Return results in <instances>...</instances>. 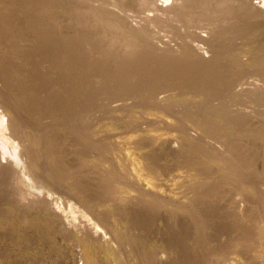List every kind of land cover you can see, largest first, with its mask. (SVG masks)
<instances>
[{"label":"rangeland","instance_id":"obj_1","mask_svg":"<svg viewBox=\"0 0 264 264\" xmlns=\"http://www.w3.org/2000/svg\"><path fill=\"white\" fill-rule=\"evenodd\" d=\"M148 1L14 0L16 8L1 10L0 60L1 64L5 65L0 67V80L23 76L25 82L23 87H20L21 92L16 94L17 107L24 106L26 96L29 98V105L25 110L35 111L39 107L38 116L48 123V127L51 125L48 128L49 135L61 141L58 146L49 141L48 147L51 145L54 149L55 146L54 150H58L56 152L59 155H65L60 159L67 167L76 166L79 156L92 158L97 155V150L90 151L84 144L88 142L84 136H89L90 127H93L91 133L92 136L95 135L94 141L108 146L109 150L104 154L107 159L105 156L104 158L110 163L111 169L115 166L114 171L118 166L116 163L119 164L126 158L125 153L133 155L135 160L148 156L153 167L140 173V176L137 174L139 183L144 184L137 187L141 188L143 194L165 202L171 201L172 198L175 203H180L182 195L186 193L185 186L191 187L189 182L195 174L199 177V173L207 174L216 178L222 166L226 168L233 161H241L250 155L251 163L244 168L246 170L236 172V176L242 173L249 180L251 175L263 173L264 38H260L263 32L260 30V23L250 22L241 8L232 7L233 11H225L218 6L209 8L208 4L202 3L197 7L189 6L176 14H161L154 10ZM157 1L170 5L172 0ZM240 26L249 27L248 33L239 32ZM13 37L14 45L12 42L9 44ZM255 41L262 43L260 45L263 51L259 50V54L251 50ZM213 55L218 61L208 68L210 70L201 69L194 72L190 69L185 73L188 79L185 78L186 80L176 84V76L183 66L190 68L194 58L206 59ZM130 57H133V66L126 72ZM51 62H54L52 66L47 67ZM93 62H97L98 66L92 73H87L88 65ZM73 69L75 75L71 78L69 74ZM194 73H197V76ZM119 74L123 75L116 79ZM71 80L79 82L84 94L77 103L69 105L68 109L64 106L73 99L67 92ZM206 81L209 82L205 83ZM149 87L153 89L148 94ZM195 91L198 93L195 94ZM51 94L59 98L57 104L47 102L50 106L40 112L45 99ZM91 104L95 105L93 111ZM77 108L80 114H77ZM59 129H63L62 132ZM80 136L83 137L77 145ZM0 138L1 144L5 141L3 147H6V153H3L5 149L2 147L0 154L10 160L14 157L12 153L18 151L17 141L15 137L12 139V136L3 137L2 132ZM38 141L40 143V140ZM48 147L44 145V141L38 146V158L35 159L38 168L25 172L27 185L22 186L26 194L14 208L17 207L21 214L26 215L21 216V220L24 219L25 224L31 226L30 229L35 226L32 224L34 221L47 223L56 241V248L69 263L78 254L77 264H155L156 255L160 254L162 249L153 247L152 243L159 240V237L167 241L172 236L176 243V257L167 264H226L222 255L233 247L237 235L241 245L249 241L246 243L249 247L242 245L243 248L238 253L250 261L254 246L251 247L250 236L241 234V238L237 234V226L242 225L243 221L245 223L251 214H245L246 220L243 214L241 215L244 217L237 215L239 218L236 217L235 221L239 224L234 222L236 226L229 222L230 226H226L231 234L228 233L225 239H220L217 231L220 225H225L222 223L224 216H236L230 207L224 210L218 208V211H211L205 205L202 208L203 214L209 219L208 226L214 230L213 233H216L220 241L217 242L219 249L214 253L215 257L207 255V260L201 259V255L198 256L201 245L191 244L193 240L189 220L179 214L177 223V220L167 218L166 212H163L161 215L166 218L163 217V220L159 221L158 212L154 215L150 213L153 203L150 205L147 202L145 210H138L136 213L134 210V213L125 212L122 203L114 202V199L108 206L107 203L102 206L108 207L104 213L101 210H95V213L88 206H83L84 203L76 201H70L73 206L69 207L68 195L57 187L61 184L54 179V172L50 170L53 165L56 167V164L52 163L54 159L44 158L49 151ZM110 158L114 162H111ZM47 162L49 166L46 165ZM186 162L191 163L187 172L180 167ZM92 168L86 166L84 169L85 183H95L99 179L95 178L98 176L93 177ZM124 173L129 174L130 171L125 169ZM233 173H230L227 179L233 180ZM144 181L155 188L156 195L151 194V190H148L150 194L146 191L149 187ZM262 181L264 182V178ZM4 187L7 189L10 185L1 183L0 189H5ZM246 187L251 188L252 185ZM253 187L262 189L261 185ZM34 193L51 194L55 203L67 205L72 226L68 228L60 221L48 220L49 215L43 214L31 198ZM210 193L206 190L200 192L204 200H207L206 194ZM2 200L0 194V201ZM262 212L264 215V210ZM98 213L100 218L102 213L109 215V226H105L101 219H98ZM127 217H131V220ZM261 222L259 221L258 225ZM255 223H250L254 229L257 226ZM97 228L107 235V242L102 243L94 235ZM5 231L4 236L0 234V264H36L35 249L32 252L29 243L21 241L19 237L16 239L15 235L10 239L9 229ZM32 234L33 232H29L30 237ZM126 235L134 243L137 242L135 245L138 250L132 257L120 240L122 237V240L126 241ZM185 237L188 238V243H185ZM213 240L216 242L217 239L214 237ZM80 258L82 259L79 260Z\"/></svg>","mask_w":264,"mask_h":264},{"label":"bare ground","instance_id":"obj_2","mask_svg":"<svg viewBox=\"0 0 264 264\" xmlns=\"http://www.w3.org/2000/svg\"><path fill=\"white\" fill-rule=\"evenodd\" d=\"M5 1H8V3H5ZM13 1L14 0H0V11L3 9L4 10L6 9L8 11V10H12V9L16 8L14 6L15 3ZM254 1L255 0H172L170 2L171 4L169 5L167 2H163V1L158 3L157 0L156 1L155 0H149L148 4L150 6H152L154 8V10H156L158 13H161V14H176L178 12H181L182 10H184L185 8H187L189 6H196L197 7L199 5H202V3L208 4L209 8H210V6L211 7L212 6L213 7L218 6V8H221L222 10L229 9V11L230 10L233 11L232 7L233 8L235 7L236 9L241 8L242 10L245 11V14L244 13L243 14L245 15V17L247 19L250 20V22L257 23V24L260 23V25H261L260 30L261 31L263 30L262 35H261L262 37H260V38H264V0L262 2H259L258 0H257L258 2H254ZM49 24L52 25V23H49ZM248 26H250V25H248ZM240 28H241V30H239V32L244 31L245 33L246 32L248 33V31L250 29L249 27H246V26H240ZM240 36H242V34ZM256 41L258 42V39ZM256 41L254 42L255 44L252 45L253 47L251 46L252 47L251 50H253L259 54V50L263 51V49H261L260 44H262L264 42L260 43V41H259V43H257ZM263 41H264V39H263ZM11 42H12V45H14V42H15L14 37L10 39L9 44H11ZM0 44H1V40H0ZM251 54H253V52ZM259 56L260 55H258V57ZM255 57L257 58V56H255ZM216 59H217V57L215 55H213L209 58H206V59L205 58H200V59L194 58V60H192L193 63H192V65H190V68L185 65L178 72V74L176 76V84H179V83H181V81L186 80L185 78H187L188 76H185V73L188 72L190 69H192L194 72H197L201 69L206 70L209 67L214 66V64L218 61V60L216 61ZM258 60H260V59H258ZM53 63L54 62L49 63L47 67H51ZM4 65H3V63L1 64V60H0V67L4 66ZM97 66H98L97 62H93V63L89 64L87 67V73H92L93 70ZM132 66H133V57H130L128 59L127 67L125 69L126 72L129 71L132 68ZM208 70H210V69H208ZM194 74L196 75L197 73H194ZM194 74H192V75H194ZM73 75H75V69H73L71 71V73L69 74V76L71 78H73ZM122 75L123 74H119L116 77V79H119L120 77H122ZM261 76H262V74H261ZM22 77H15V79L9 78L6 80L4 79L2 81L0 80V108H1V111H0L1 112V115H0V132H2L3 137H7V136L9 137L10 136V138H11V136H12V139H14V137H15V139L17 141L16 144H18V146L16 145L18 151L13 148V150H15L14 151L15 153L11 152L14 155V157H12L13 160H12V158L10 160L5 159V157L0 154V182L3 183V185L5 183H6V185H10V188L8 187L6 189L4 187L5 189H0V194H1L2 199H3L2 201H0L1 202L0 203V234H2L4 236V234H3L4 231L6 229H9V231H8L9 235L8 234L7 235L11 236L10 239H13V237L15 235V236H17L16 239H18V237H19L21 239V241L28 242L29 248L31 249V251L33 252V249H35L34 253L36 254L35 255L36 264H77L78 254L75 256V258H73L71 263H69L68 259L64 255H62L60 253V251H58V249L56 248V245H57L56 241L53 239V237H52L53 234L51 233L49 225L47 223L41 222V221H34V223H32V224L35 226H33L32 229H30L31 226L26 225L24 219H23V221L21 220V216L26 217V215L21 214L17 207H16L17 209L14 208L19 200L21 201L22 199H24V196L26 194L25 188L22 186V185L26 184L25 183L26 179L24 178L25 177L24 175L28 169L34 170L35 167L37 166L38 163L37 162L35 163V159L38 158L37 149H38V146L40 145L41 141H44V145L47 147L49 145V141L52 144H55L56 146H58L61 142L60 140H57V137L55 139V138H51V134L49 135L50 129L48 130V128L51 125L48 127L47 126L48 123H46V121L43 118L38 116L39 107L35 111H34V109L31 111L25 110L26 107H28V105H29V104L27 105V102H28L27 100H29V98H27V96H26V100L24 101V106H21V108H20V106H19V108L17 107V105H16L17 95L16 94L18 91H20L21 85L25 82V80H23ZM50 81H52L51 77L49 79V83H51ZM208 82L209 81H206L205 83H208ZM22 87H23V85H22ZM152 89L153 88H151V87L147 88L148 94L151 92ZM24 91L25 90H23V92ZM61 92H64V91H61ZM67 92L73 96V99L70 100L68 102V104H66V106H64V107L69 109L70 108L69 105H73L74 103H77V100H79V98L81 96H83L84 91L81 89L78 81L71 80L69 82V87H68ZM144 92H146V90ZM54 93H55V91H54ZM194 93L197 94L198 91H195ZM26 95H28V94H26ZM58 99H59L58 97L51 94V96H49L48 99H45V103L43 102L44 105L41 107L42 109H40L41 110L40 112H42L46 108H48L50 106L51 102H56V104H57ZM47 102H50V103H47ZM91 108L93 111V109H95V105L91 104ZM21 109H22V111H21ZM76 111H77V114H80L79 108H77ZM238 124H240V123H238ZM54 127L56 128V126H53V128ZM60 128H62V127H60ZM92 128L93 127H90L89 136L88 137L84 136V138L87 139L86 141H88L87 143L84 142V144L86 145L87 149L90 151L91 150H97L98 153L96 156H93L92 158H88L87 156H85V157L79 156V163H77L76 166L74 165L71 167H67V165H63L64 163H63L62 159H60V158L64 157L65 155L64 154L59 155V153L56 152L58 150H54L56 148L55 146L53 149L52 146L50 145V148L48 147L50 152L48 151L47 155L44 156V158L48 157L49 159L50 158L54 159L52 163L56 164V167H55V165L52 164L53 168L50 167V170L51 171L53 170V172H54V174H53L54 179L59 184H61V185H57V187L59 189L65 191V193L68 195V197H69V200H68L69 205L68 206L69 207L73 206V204L69 203L70 201L71 202L76 201L78 203H84L83 206H85V205L88 206V208L92 211L101 210L104 213V212H106V209L108 210V207L103 208L102 206H105V203H107V206H108L109 202H111L114 199V202H117V203L119 202V204L122 203V206L125 207V209H124L125 212L134 213V212H132L134 210L136 213L138 210H140V211L145 210L144 208H146L145 205L147 202H149L150 205H151V203H153L154 205L153 206L151 205L152 210H150V213H151V215H154L156 212H158L159 213L158 214L159 215L158 216L159 221L163 217L166 216L167 218H171L172 220H174V219L177 220V223H178V220H179L178 215L179 214L183 215L185 218H187L189 220L188 225H189V228L191 229V233H192L191 237L193 240L191 244L192 245L195 244V246L201 245L202 249L199 248L200 253L198 254V256L201 255L203 257L201 259H204V260L206 259V257H208L207 255H211L212 257H215L213 255H214V253L217 252L216 250L219 249L217 247V246H219L217 244V242L219 243L220 241H219V237L216 235V233H213L214 230H211V227L208 226L209 225V219L206 215L203 214L202 208L205 205V207L209 208L211 211L215 210V209H217V211H218V208L224 210L227 207H230L231 211H233V213L236 214V216L234 215L233 218L224 216L222 218V223L225 225L224 226L220 225L219 230L216 229L219 232L220 239H222V238L225 239L227 234L230 233L229 227H228V226H230V225H228L229 222L233 223L234 224L233 226H236L234 222H236V223L238 222V221H235L237 215L243 214L245 217L243 215H241V216L244 217L246 220L247 217L245 214L246 213L251 214V217L249 214H248L249 216L247 215L248 218L245 221V223H244V221L243 222L241 221L242 225L240 224V226H237V227H239L237 229L238 230L237 234H239L240 236H241V234H243V236H246V237L250 236V239L249 238L248 239L252 242L251 247L254 246L253 247L254 249L252 251V254H251L249 260L253 264H264V219H263L264 215L262 212V210H264V182L262 181V179L264 178V171H263V173L258 174V175H251V178L249 179L250 181L247 180L244 177V175H242V173L240 175H237V176L235 174L236 172L246 170L244 168L251 163V157H250L251 155L247 156L246 158H244L241 161H236V162L233 161V163H231L230 166H228L226 168L224 166H222L220 168V170L218 171L219 173L216 175L217 176L216 178L215 177L213 178L212 176L209 177V176H207V174L201 175L200 173H199V175L201 177L196 176L197 174H195L194 177H193L194 174H192V176L190 175L191 177H193L191 179V182H189V183H191L190 184L191 187L189 186L190 187L189 188V187H187V185L185 186L184 191H186V193L183 194L184 196L182 195V198L180 199V203H175L174 200H172V198H171V201L165 202V201H162L160 199L158 200L154 196H148L147 194H143L140 191L141 188L138 189V187H137L138 185L144 186V184L139 183V180H138L139 178H137V174L139 175L140 173L145 172V170H148V169L153 167V163H152L151 159L147 156V157H143L139 160H135L133 155L130 156V155L125 153L124 156L126 158L124 160L120 161L119 164L116 163L118 166L116 167L117 169L114 168V169H116V171H114L113 167H115V166H113V164H112L113 167L111 169L110 163L107 160H105V158L107 159V157L104 154L107 153V151L109 150L108 146L104 145L102 143L96 142L97 140L94 141L93 136H95V135L92 136V134H93V133H91ZM59 130L62 132L63 129H59ZM56 132H58V131H56ZM48 135H49V137H48ZM52 135H53V133H52ZM54 137H55V133H54ZM58 137H60V136H58ZM82 137L83 136L79 137V141H78L77 145L81 143L80 141H81ZM38 140H40V143ZM3 142L5 143V141H3ZM3 144H1V142H0V149L3 147ZM5 148L6 147L4 145L3 149H5ZM114 150H116V149H114ZM245 151H247V150H245ZM3 153L4 154L6 153V149ZM7 153H9V152H7ZM108 153L111 154L110 151ZM110 154H109V156H111ZM244 154L246 155V153H244ZM77 155H79V154H77ZM5 156H7V155H5ZM104 156H105V158H104ZM7 157H9V156H7ZM118 158H120V157H118ZM110 160H111V158H110ZM112 161L114 162L113 159L111 160V162ZM43 163H45V162H43ZM48 163L49 162H47L46 165H48ZM204 165H205V163H204ZM86 166H90L91 168L93 167L92 168L93 173H94L93 177L98 176L95 178L96 179L99 178L98 181L95 182L96 184L84 182L83 173H84V169ZM39 167H40V165H39ZM154 167L156 169H159L157 165H154ZM180 167L182 170L184 168L187 172L188 171L187 169L191 168V163L186 162L183 165H181ZM36 168H38V167H36ZM125 169H128L130 171V173L129 174L124 173ZM230 173H233V175L235 174L233 176L234 177L233 180H231L229 178L227 179V177H229ZM47 175L49 176V174H47ZM156 175H157V173H156ZM49 178H50V176H49ZM142 183H143V181H142ZM145 183H146V185H148L147 182H145ZM186 183H188V182H186ZM13 185H21L22 189H21V186L16 187ZM246 185H249V187L252 185V187L247 188L248 186L246 187ZM253 185H261L262 189L259 188V189H261V190H259L257 188L258 186L253 187ZM174 186H176V185H174ZM148 187H149V189H147L146 191L151 190L150 191L151 194H155V195L157 194L155 192L154 187H150L149 185H148ZM2 188H3V186H2ZM159 189H160V187H159ZM187 190H188V192H187ZM202 190H206V191L211 192L210 194H206L207 200L202 199L203 197L200 194V192L202 193ZM143 191H144V189H143ZM150 192L148 191L149 194H150ZM168 194H169V192H168ZM31 198L33 199L34 203L37 204V206L39 207L41 212H43V214L49 215L50 218L48 217L49 218L48 220L51 219L50 221H55V222L60 221L66 227L68 226V228L72 226V224L70 222V218H69L70 215L68 214V211L66 208L67 205L65 206L63 203H55L54 197L51 194H48V193L47 194H36V193H34V195H32ZM107 199H110V200H107ZM176 201L178 202L179 200H177V198H176ZM18 205L19 204H17V206ZM261 208H263V209L261 210ZM6 211H7V213H6ZM101 211H99V212H101ZM163 212L164 213L166 212L165 216L161 215V214H163ZM95 213H96V211H95ZM103 213L101 214L102 218H100L99 213H98V216H99L98 219L100 218L101 222L105 226H109L111 223L110 222L111 218H109V215L106 216V214L104 215ZM123 214H125V213H123ZM125 215H128V214H125ZM131 215H133V214H131ZM241 216H240V219H242ZM237 218H239V217H237ZM112 219H114V218H112ZM129 219L131 220V217H129L128 220ZM137 219L138 218H136V220ZM259 221L260 222L262 221L260 225H258ZM174 222H173V227L175 225ZM214 222L217 223L216 221H214ZM251 222H256L255 223V224H257L256 229L251 227V225H250ZM166 223H167V221H166ZM134 224H133V226H134ZM238 224H239V222H238ZM211 225L216 226L213 223H211ZM226 225H228V226H226ZM161 226H162V224H161ZM137 227L139 229V226H137ZM178 228H180V227H178ZM75 229H77V227ZM231 231H233V230H231ZM29 232H33L31 237L29 235ZM162 232H164V231H162ZM173 232H174V230H173ZM5 233H6V231H5ZM168 234H170V232H168ZM174 234H175V232H174ZM179 234H180V232H179ZM94 235L96 237H98L99 241H101L102 243H105L108 241L107 235H105L98 228L95 229ZM126 237H127V235H126ZM126 237L124 239H126ZM214 237L217 239L216 242L213 240ZM238 237L239 236L237 235L235 238L237 239ZM241 238H242V236H241ZM241 238H240V240H241ZM243 238H245V237H243ZM236 239L234 240L233 247L231 249L229 248V250H227V252H225V254L222 255V259L226 262V264H252L250 261L242 258V256L238 253V251L243 248L242 247L243 244L241 245V243L238 241V239L237 240ZM120 240L122 242V246L127 250V252L130 253L129 255H131V257H132V254L134 255L136 253V251L138 250L136 248V245H135V244H137V242L134 243L133 241H131L130 237H127L126 241L122 240V237L120 238ZM247 240H245V241H247ZM188 241H189L188 238L185 237V243H188ZM236 241H238L239 243ZM247 242H249V241H247ZM246 243H245V245L247 246ZM174 244H176V243H174V237H172V236H170L167 239V241L165 239L160 238V237H159V240L154 241L152 243V246L153 247L157 246V247L162 249L160 251L161 253L157 251L160 254H157V255L155 254L156 260L154 263L155 264H167L169 261H171V259L175 256V251H176L175 250L176 246ZM245 245H243V246H245ZM247 247H249V246H247ZM225 250H226V248H225ZM201 256H199V257H201ZM81 259L82 258H80L79 260H81ZM217 259H218V257H217ZM213 261H214V259H213ZM1 262L3 263V261H1ZM216 262L217 261H215V263ZM82 264H84V263H82ZM175 264H177V263H175Z\"/></svg>","mask_w":264,"mask_h":264}]
</instances>
